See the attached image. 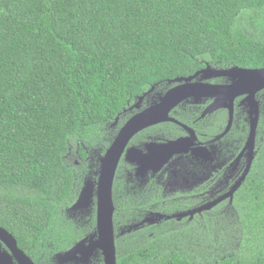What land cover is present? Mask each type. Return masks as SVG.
<instances>
[{
  "label": "trees",
  "instance_id": "1",
  "mask_svg": "<svg viewBox=\"0 0 264 264\" xmlns=\"http://www.w3.org/2000/svg\"><path fill=\"white\" fill-rule=\"evenodd\" d=\"M207 62L264 67V0H0V224L20 247L38 262L82 236L68 153L104 152L138 96ZM231 208L117 239L118 264H264V142Z\"/></svg>",
  "mask_w": 264,
  "mask_h": 264
},
{
  "label": "flooded vegetation",
  "instance_id": "2",
  "mask_svg": "<svg viewBox=\"0 0 264 264\" xmlns=\"http://www.w3.org/2000/svg\"><path fill=\"white\" fill-rule=\"evenodd\" d=\"M197 80L200 78L193 79V81ZM205 81L212 84H231L233 77L219 76ZM177 83L172 80V86L166 90L157 89L155 85L154 88L142 94L144 95L142 100H139L141 95L138 96L134 103L125 110V112H131L130 116L122 120L118 115L110 126L111 132L116 133L111 142L129 118L157 103L161 96ZM246 97L247 95L244 94L235 99L232 118L227 108L207 111L214 98L202 97L197 101L193 98L185 99L170 111L169 115L173 118L172 120L149 125L133 137L129 146H136L144 153H148L147 144L151 142H168L182 138L185 139L183 147H188V151L174 153L157 171L149 169L138 172L136 163L127 161L125 155L122 157L115 176L118 182L115 186L114 181L113 186L114 203L119 202V205L123 206L121 218L119 220L114 218L116 245L119 239L126 237L132 243L133 236L143 231L146 235L153 237L155 228L167 222L172 221L181 228L205 220L211 215L227 214L228 209L234 206V200L231 201L230 198L223 199L201 212L188 214L181 218L167 219L165 217L155 223H145L131 231L127 230L130 224L138 223L153 213L162 212L173 216L201 206L211 205L236 184L247 169L250 159L246 144L251 132V106ZM256 99L259 102L260 114L256 127L254 158L250 171L238 190L248 179L256 159L260 156V149L264 142V89L256 93ZM106 150L97 155L89 150H86L84 155L75 154L73 151L68 153L77 169L75 173L79 174L82 179L76 199L65 208L66 217L70 219L66 220L72 224L71 230L82 228L84 232L82 236L73 240L67 249L56 250L53 255L49 249L42 250L38 257L39 263L18 243L19 247L31 256L36 264H104V257L100 250H94L88 259H78L80 254L77 253L62 262L56 260V255L70 249L77 241L93 234L96 230L95 202L75 209L71 207L77 201L86 179L98 180L100 158ZM115 198H117L116 201ZM129 204L137 208L136 216L124 218L125 213L130 214V210L126 211L125 208V205ZM90 223H93L92 229L87 232V225ZM4 251L12 255L14 264H20L9 246L0 241V252ZM117 256L119 261L118 248Z\"/></svg>",
  "mask_w": 264,
  "mask_h": 264
},
{
  "label": "water",
  "instance_id": "3",
  "mask_svg": "<svg viewBox=\"0 0 264 264\" xmlns=\"http://www.w3.org/2000/svg\"><path fill=\"white\" fill-rule=\"evenodd\" d=\"M219 76H231L233 77V82L231 84H212L205 81ZM198 77L200 80L193 81V79ZM173 81L178 83L162 95L157 103L133 115L122 125L105 154L100 158L98 180L86 179L77 201L71 208L75 209L95 202L97 215L96 230L93 234L77 241L70 249L58 253L56 255L58 262L66 261L77 253L80 254L78 259H88L94 250H100L104 257V264H118L114 227L116 206L113 198V186L119 163L125 155L127 161L137 164L138 172L148 171L149 169L157 171L174 153L187 152L188 147H183L185 142L183 138L169 140L168 142H151L147 144L148 153H144L136 146H129L133 137L145 127L161 121L172 120L173 118L169 115L170 111L185 99L193 98L194 101H197L202 97L214 98L208 106L207 111L227 108L232 118L235 99L240 95H247L246 99L251 106V132L246 144V149L250 153L248 167L236 184L211 205L201 206L173 216L162 212L153 213L138 223L130 224L127 230L131 231L145 223H155L165 217L167 219L181 218L188 214L201 212L213 207L223 199L230 198L231 201L234 200L235 193L246 179L254 158L256 127L260 114L256 93L264 89V67L232 66L230 68H218L207 62L204 68L199 69L194 74L179 76L173 79ZM143 97L144 95H141L139 100H142ZM186 139L189 140V138ZM0 241L9 246L20 264H36L31 256L19 247L16 237L1 225ZM0 264H14L12 255L5 251L0 252Z\"/></svg>",
  "mask_w": 264,
  "mask_h": 264
},
{
  "label": "rangeland",
  "instance_id": "4",
  "mask_svg": "<svg viewBox=\"0 0 264 264\" xmlns=\"http://www.w3.org/2000/svg\"><path fill=\"white\" fill-rule=\"evenodd\" d=\"M171 223H172V222H167V223L161 224V225L159 226V228H162V226H168V225H170ZM157 228H158V227H157ZM157 228H156V230H157ZM145 235H146V233H145V231H143V232H140V233L134 235L133 238H134L135 241H136L139 237H143V236H145ZM191 237H192V240H193L194 244H195L196 246H198V247H201V243H202V242H201V240H202V235H200L198 232H196V233H192V234H191ZM121 241H123V242L125 243V245L129 243V239H128V237H126V238H122Z\"/></svg>",
  "mask_w": 264,
  "mask_h": 264
}]
</instances>
